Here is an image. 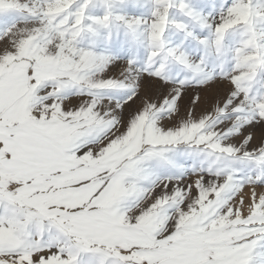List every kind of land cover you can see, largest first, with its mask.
<instances>
[{"label":"snow or ice","instance_id":"1","mask_svg":"<svg viewBox=\"0 0 264 264\" xmlns=\"http://www.w3.org/2000/svg\"><path fill=\"white\" fill-rule=\"evenodd\" d=\"M128 2L0 0V264H264V2Z\"/></svg>","mask_w":264,"mask_h":264},{"label":"rangeland","instance_id":"2","mask_svg":"<svg viewBox=\"0 0 264 264\" xmlns=\"http://www.w3.org/2000/svg\"><path fill=\"white\" fill-rule=\"evenodd\" d=\"M193 2L197 5L198 8L202 9L205 13H207L212 10L214 4L218 7L220 0H193ZM262 2H264V0H262ZM150 7L151 5L149 3V0H129V2L126 5L122 6L118 10L122 11L124 14H127L128 16L146 17L149 13ZM102 12L103 9L100 8L99 6L89 9L90 15H101ZM260 27L264 28V25H261ZM172 38L175 39V37ZM257 87L259 88L260 85L257 84Z\"/></svg>","mask_w":264,"mask_h":264}]
</instances>
